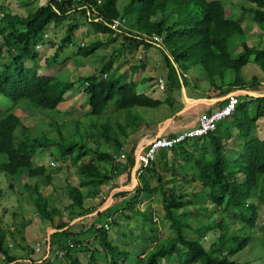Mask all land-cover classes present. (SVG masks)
<instances>
[{
	"label": "trees",
	"instance_id": "1",
	"mask_svg": "<svg viewBox=\"0 0 264 264\" xmlns=\"http://www.w3.org/2000/svg\"><path fill=\"white\" fill-rule=\"evenodd\" d=\"M224 1L127 0L123 9H120L119 0H47L27 15L0 9L2 14L0 96L15 103L11 109L0 110V156L4 157L0 159V173H4L10 179L11 189L14 188L15 181L25 172L29 177L38 178V181L47 186L52 183V175L47 172L45 165H35L33 158L40 148L58 144L60 154L69 156L73 160L77 165L76 172L82 178L79 186L70 185L68 188L72 201L68 209L70 217L60 223H57L55 218V215H58L57 207L50 206L47 194L38 187L39 183L29 186L32 202L39 211L40 217L44 221H49L54 229L58 230L51 236L48 258L41 262L30 259L32 264H45L52 254L54 241L60 237L64 236L67 239L78 237L79 233H72L73 231L70 230L71 221L89 214L90 210L85 206L86 199L100 197L102 186L111 183L120 175H125V180L114 187L110 192L112 197L109 200L100 204L102 207L98 210L97 216L104 219L113 217L114 221L119 212H122L127 220L130 219V214H136L146 224L150 223L152 242H156L158 219H154L150 206L141 210L139 204L144 201L143 193L151 195L155 192L153 190L158 189L163 195L165 212L163 222L169 223L174 236L168 238L166 243L159 247L156 245L157 247L147 248L142 245L140 251L135 252L134 261L128 263L133 256L131 248L125 246L123 248V245L110 241L109 229L104 226L97 227L94 223L93 236L98 237L99 244L90 250V264H97L101 260L100 256H104L109 264H172L174 256L179 264H257L249 260L240 262L235 258L237 253L251 245L250 235L229 236L221 233L209 247L204 245V237L209 231L215 228L223 230L226 226V216L222 214L219 219L211 216L210 222L205 220L210 216L212 206L225 215L235 210L237 220L252 228L257 226L260 215L259 205L264 206V140L258 138L254 132L257 127L256 121L264 117V98L251 100L258 102L256 115H250L248 102L245 101L246 103L239 104L233 116L229 117L228 121L230 120L237 130V138L225 125V121L221 122L216 130L207 135L174 147L172 151L178 152L180 159V163L174 161L175 166L173 163V165L168 163L167 151H163L164 156L157 157L158 159L137 178L133 187L129 186L136 166L134 155L136 147L128 153L123 163L118 162L115 154L112 153L98 155L99 159L115 164L112 172L102 169L93 160L81 163L89 151L88 146L82 141L67 140L64 136L61 137V142L56 140L52 144L49 140L28 137L30 135L19 138L17 133L18 129L23 127V121L16 114V110L21 106L29 108L25 102L37 109L56 110L64 103L66 94L76 84L74 81L59 79L55 72L49 73V71H54L51 67L60 51L74 44L78 30L84 24L89 26L88 34H94L98 39L88 45L83 41L76 52L78 56L94 55L103 46L118 42L120 36L129 42V47L135 46L138 49L143 46L146 49L144 51L152 46H160L165 64L175 71L176 81L172 85L180 86L179 74H182L184 80L194 63L205 70L207 76L212 78V83L216 78L223 80L225 73L230 70L234 72L237 80H241V71L251 60L264 70V48L250 45L247 40L241 41L242 49L238 58H231L234 47L231 48L230 41L235 42L238 37L244 39L243 15L238 19L232 18L230 9L225 7L226 1ZM227 2H230V8L236 3L239 8L241 7L237 12L238 15H241V11L243 14L250 11L253 13L254 21L264 25V0H227ZM115 21H119L116 27ZM65 23L63 37L54 39L56 35L54 28H62ZM101 34L108 36L107 41L99 37ZM155 36H159L162 40H155ZM48 43H51V47L56 48V51L50 55L43 52L47 56L43 66L40 63L42 48ZM126 45L125 43L123 47L125 48ZM121 50L119 49L116 54H122ZM5 53H7L6 58ZM138 60L145 66L144 59L138 58ZM113 63L112 59L101 69L107 74L106 77H100L98 73L84 77V92L88 96L90 106L88 114L94 116L103 114L116 97H118L119 109L157 108L165 102L138 92L137 84L133 80L126 82L116 74L110 76L109 70L113 69ZM45 66L48 67L46 70ZM252 85L259 86L260 80L254 78ZM105 134V138L110 136L108 130ZM232 139L234 142H240V153H230ZM115 141V151L119 152L123 148V143L120 139ZM162 168L171 172L170 180L176 181L169 188V192L165 190L164 178L159 173V169ZM185 175L190 176L191 180L180 179ZM152 176L156 177V187L151 185ZM192 181L200 182L202 189L196 191L191 186ZM85 188H88L87 192L84 191ZM2 193L0 187V195ZM34 194H36L35 198ZM113 200L114 202L110 204ZM97 206L94 209H97ZM186 231H194L200 237L191 238L186 235ZM143 233H147L145 229ZM70 241L75 247L72 248L59 239L57 241L59 250H65L63 257L70 260V264H82L76 250L82 248L83 243ZM6 244V230L0 217V254L3 259L0 264H12L18 258L10 253ZM85 250L89 251V248L86 247ZM56 255L60 256L58 253Z\"/></svg>",
	"mask_w": 264,
	"mask_h": 264
},
{
	"label": "rangeland",
	"instance_id": "2",
	"mask_svg": "<svg viewBox=\"0 0 264 264\" xmlns=\"http://www.w3.org/2000/svg\"><path fill=\"white\" fill-rule=\"evenodd\" d=\"M47 0H0V9H4L6 12L17 13L27 15L29 12H33L40 5L44 4ZM226 1L225 7L230 9V2ZM224 1V2H225ZM232 1V0H230ZM127 0H119V8L123 9V5ZM235 3V2H234ZM241 5V4H240ZM235 8L239 12L241 7L236 3ZM240 9V10H239ZM243 15V27L246 29V34H244L242 39L238 37L240 41L247 40L251 44L255 45L258 48H264V25L257 24L253 19V13L247 11ZM2 14L0 12V23H1ZM250 19L252 21H250ZM62 28H54L56 30V35L54 39H61L64 35L66 29V23L63 24ZM256 27V30L252 29ZM89 26L82 25L78 30L77 36L74 39V44L68 47H65L60 51L59 56L57 57L56 62H54L51 69L54 71H49V73H54L59 79L74 81L76 84L72 89L66 94V100L60 106V109L56 110H42L29 105L30 103L25 102L26 106H21L17 110V114L22 118L23 127L18 129L19 138H24L27 135L31 138H40L43 140H49L52 144L56 140L61 142V137H64L67 140H79L83 144H86L89 148L88 155L84 157L81 163L90 162L91 160L96 161L99 166L107 171H114L115 164L111 161L99 159V154H115L117 161H122L127 158V150L124 152H116V141L115 139H120L124 145V141L127 142L126 138L129 136L132 137L137 128H142V124L146 121V125L152 129L153 132L157 131V127L153 124V121L146 117V115H151V117L159 118L171 117L174 115V118L171 120L170 128L166 131V134L170 132L178 131L180 129L186 128L188 125H191L195 122L194 117L191 114H178L177 107H171V105L165 103L157 108H148V107H132L119 109L117 106L118 97L112 100L108 107L105 109L103 114L94 116L88 114V109H90L88 103V96L84 92V77L91 73H98L100 77H103V71L101 69L104 65L109 63L113 59V69L109 70L110 76L116 74L121 77L123 81H135L137 83L139 76L142 74L143 70L135 69V63L139 61L136 56L138 54V49L135 46L129 47V42L126 41L122 36L119 37L118 42L111 43L109 45L103 46L96 54L82 57L76 54L79 45L84 41L85 44H89L98 37L94 34H88ZM82 35V37H81ZM102 40L107 41V35L101 34L99 36ZM1 39V37H0ZM56 40H52L55 42ZM51 41V39H50ZM127 44L124 48L123 46ZM230 46L235 49L236 41H230ZM42 56L40 58V63L44 66L46 63L47 56L43 53L47 52V55L53 54L56 51V48L51 47V43H48L46 47L42 48ZM119 49H122V54H116ZM142 49H145L142 47ZM146 50V49H145ZM119 52V53H121ZM143 59L149 64L147 68V73L144 76V79L155 78L152 80L146 81L147 83H139L137 87L138 92L142 90H147L150 87V83L154 86L158 79L157 76H164L166 81L168 92H158V95L161 97L170 96L172 92H177V95H181L183 92L181 87L179 89L178 84L172 85L176 81L175 71L172 67H169L164 62V55L162 48L157 46H152L151 49L145 51L142 50ZM44 54V55H43ZM146 55V56H145ZM4 57H7L5 53ZM49 57V56H48ZM143 60V61H144ZM138 63V62H137ZM141 64V63H140ZM142 67V64L141 66ZM1 68V67H0ZM48 67H44L46 70ZM50 68V67H49ZM138 70V71H137ZM189 78L184 79L186 84L190 82L191 79H194L196 76L201 77L205 76L207 73L205 70L197 64H192L188 70ZM242 78L247 82H251L252 76L256 75L257 79L260 81L264 80V70L253 60H251L241 71ZM150 76V77H148ZM154 76V77H151ZM161 77V76H160ZM240 78L241 80H243ZM179 81L182 86V81ZM143 82V81H142ZM171 86H173L171 88ZM171 88V90H170ZM255 91L261 92L262 89L260 86H255ZM83 94V95H82ZM15 105L14 101L4 96H0V110L11 109ZM258 102L248 101L249 110L254 113L255 108H257ZM181 111V110H180ZM252 116V115H251ZM229 118H227L228 120ZM230 121V120H229ZM109 131V137H106L105 131ZM230 130L233 131L234 127L230 126ZM111 131V132H110ZM255 133V132H254ZM88 136H91L90 138ZM105 136V137H104ZM136 136V135H135ZM232 142H234L232 140ZM133 149V148H132ZM131 149V150H132ZM230 155V153H229ZM232 155V154H231ZM123 156H125L123 158ZM167 161L170 165H173L177 161L180 163L178 157V152H170L167 154ZM4 157L0 156V159ZM35 165H45L47 167V172L52 175V183L45 186L38 178L29 177L28 173L25 172L21 178H18L14 183V188H10V179L4 174L0 173V187L3 191L0 195V217L2 219V225L6 230L7 244L9 251L12 255H15L17 260L12 264H32L31 262L26 261L27 257H30L34 244H38L39 240L43 242L44 238L52 236L56 231L54 226L49 221H44L40 217V213L37 210L36 206L32 202V197L30 195L29 186H33L36 183L38 187L42 189L44 193L47 194L50 206L57 207V214L55 215L57 223H60L63 220H68L70 217L69 204L71 198L68 194V188L70 185H80L82 178L78 176L76 172L77 165L73 163V160L69 156H62L58 149V144H54L50 147H43L38 150L37 155L33 158ZM53 163H55L53 165ZM173 163V164H172ZM175 166V164H174ZM176 168V167H175ZM179 173V171L177 170ZM159 173L164 178L165 190L169 192V188L172 187L176 181L170 180L169 177L171 172L166 171L164 168L159 169ZM241 178L243 176H240ZM180 179L191 180L190 176L185 175L180 177ZM151 185L156 187L157 180L155 176L150 177ZM118 178H116L111 183H106L102 186V193L100 197H97L98 200L95 202L96 205L92 206L93 201L87 200L86 203L89 206L90 210L89 215L81 216L80 218L73 219L70 225V230L72 233H79L78 237H60L62 243L68 244V241L74 240L76 242H82V248L77 249V255L80 258L82 264H90V255L98 244V237H93L94 231L93 225L96 223V226H103V223L106 219L98 217L97 212L102 207L100 204L105 203L110 199V192L117 185ZM134 182V177L132 178V183ZM187 183V181H186ZM191 186L200 191L202 189L200 182H190ZM191 189V188H190ZM84 191H88V188H85ZM155 191V192H154ZM154 193L149 197V193H143L145 200L139 204V208L142 210L147 206L151 207L154 219L157 218L158 221V238L156 242H152L153 235L149 231V224L138 215L130 214V219H125L122 215V212H119L118 216L115 217L114 221L111 222L109 227V236L110 241H113L115 244H119L124 248H131L133 253L132 258L128 263L134 261L136 257V251H140L141 246H147V248H152L154 246H161L166 243L168 238L174 236L173 230L170 228L169 223L163 222L164 218V209H163V195L160 190H153ZM36 194H34V198ZM101 202V203H100ZM114 200L110 203L112 204ZM98 205V206H97ZM97 206V209H94ZM100 206V207H99ZM260 215L258 218V223L255 228H252L241 221L235 218L237 211H233L228 214H223L218 209L216 211L212 209L210 211V216L205 218L207 222H210V217L213 216L219 219L220 214L225 217V228L220 230L215 228L207 233V239L204 240V245L209 247L210 244L218 239L221 233H226L229 236H242L250 235L252 237L251 245H248L244 250L235 255L236 260L242 262L249 260L251 262H256L257 264H264V206L259 205ZM97 220V221H95ZM156 220V219H155ZM43 221V222H42ZM43 223L47 224V227H50V230H55L53 233H47L44 237H39L34 231H40L46 227ZM213 225V224H212ZM146 230V234L143 233V230ZM130 231H133L131 233ZM82 233V234H81ZM186 235L191 238H199V234L194 231H186ZM23 236V237H22ZM25 239L22 240V239ZM58 239V240H59ZM22 240V246L20 248L19 244ZM55 240L53 243V251L50 255V258L45 264H70V260L56 255L59 250V244ZM20 241V243H19ZM38 241V242H37ZM156 246V247H157ZM88 247V250L85 248ZM40 248L42 251L46 250V245L41 244ZM122 249V248H121ZM20 250L24 251L22 253ZM26 253V254H25ZM38 254H35L33 257H39ZM103 255V253L101 254ZM43 257V256H42ZM22 258V259H21ZM24 259V260H23ZM100 261L97 264H109L108 260L104 256H100ZM2 255L0 254V261ZM176 256L172 260V264H179ZM41 262V261H40ZM39 264V263H37Z\"/></svg>",
	"mask_w": 264,
	"mask_h": 264
},
{
	"label": "crops",
	"instance_id": "3",
	"mask_svg": "<svg viewBox=\"0 0 264 264\" xmlns=\"http://www.w3.org/2000/svg\"><path fill=\"white\" fill-rule=\"evenodd\" d=\"M237 12L238 11L235 8V6H232V8H230V16L232 18H236V19L239 18V15L237 14ZM250 21H252V20L250 19ZM243 24H244V22L242 23V27H243ZM243 29H244V34H246L245 38H247V33H245L246 29L244 27H243ZM254 30H256V27H254L252 29V31H254ZM240 43H241V41L239 40V38H236L235 49L233 50V52L231 54V58L232 59L238 58V56L240 54V51L242 49V47L240 46ZM249 44H251V43L249 42ZM142 47L143 46L138 48L137 56L142 55L141 52H142V50H144V49H142ZM151 48H149V49H151ZM146 52L147 51H145V54H146ZM137 56H136V58H137ZM137 62L135 63V66H138L137 69L139 70L141 68L140 70H143V71L141 72L142 74L139 76V79H138L137 83L135 81L134 82L137 85H139V83H147L146 81H148V80L154 81L153 79H155V78L144 79V76L147 73V68L149 66L147 61L146 60L143 61V64H145V66L142 65V67H140L141 66L140 62L139 61H137ZM181 75H180V79L182 81V86L180 85L179 89L181 87H183V89H181V91L183 93L180 96L177 95V92L176 93L172 92V94L170 96H167V97L166 96H164V97L159 96L158 92H168V87L166 85L165 91H161L159 89L158 82H156L157 86H154L153 84L150 83V87L147 90H142L141 93H145V94H147V95H149L151 97H154V98L165 100V102L163 104L167 103V104L171 105V107L175 106V107L178 108L177 109L178 114H176V115L191 114V116L194 117L195 122H193L191 125H188L186 128H183V129H180L178 131H174V132H170L169 134H166V131L170 128L169 124L171 123V120L174 118V115L171 116V117H165V118H161V119L159 118V120L156 117H151V115H146V117H149L153 121V124L155 125V127H157V131L153 132L150 127L145 126L146 125V121H145L144 124H142V126H141L142 128H140V127L137 128V130L134 132L132 137L128 136L126 138L127 142L124 141L122 152H124L123 150H127V152L129 153V152H131L134 149V147H136V149H139V147H141L142 145H146L153 137H155V136H157L159 134H165V135H168V136H173V135H176L177 133H180V132H182V131H184V130H186L188 128L196 126L197 123H198V116L201 113L210 112V111H213V110H216V109L220 108L221 106H223L227 102L229 96L231 94H233V93H238L240 95V98L242 97L241 99L243 100V102L251 101L252 98H253V97H251V95H253L255 93H259V94L263 95L262 87H264V86L262 84L264 83V80L260 81V85H259L261 87V89H262V92H257L255 90H253L255 86H253L252 83H253L254 78H256V75L252 76L251 82H247L243 78H242L243 80H237V78L234 75V72L230 70V71L225 73V76H224L223 80L220 79V78H216L215 81L213 82V83H215L214 85L212 83V81H213L212 78L210 79V77H208L207 75H205V76L202 75L201 77L196 76L194 79H191L190 82L187 83V84H186V81L183 80ZM160 76L164 78V76L159 75V76L156 77V79H158ZM148 77H150V76H148ZM151 77H154V76H151ZM186 78H189V74H188V77H186ZM126 82H128V81H126ZM172 87L173 86H171V88ZM171 88H170V90H171ZM137 89H139V88L137 87ZM58 109H60V106H58L56 111ZM17 110H16V114H17ZM89 110L90 109H88V112H89ZM251 113L252 112L250 111V115H252V116L256 115L255 114V110H254L253 114H251ZM224 121H225V125L227 127H229V128H230V126L234 127L233 123H231L227 119L224 120ZM256 125H257V127H256V130H255V135H257L258 138H260L261 140H264V117L259 118L256 121ZM233 133L235 134L234 137L237 138L238 133H237L236 128H234V130L232 131V134ZM232 140L230 141V147H231L230 148V153L234 152V154H236V153L239 152L240 142L239 141L232 142ZM201 143H202V141H201ZM170 152H172V151H167V154L170 153ZM164 153L165 152L161 151L159 153L158 157L161 158L162 156H164ZM134 155H135V153H134ZM135 160H136V156H135ZM124 161H125V159L120 161V163H123ZM41 165H43V164H41ZM133 176L134 175H132L131 179L133 178ZM116 178H118V182H117V185H118V184H120L121 182H123L125 180V175H120V176L115 177V179ZM73 186H79V185H73ZM129 187H133L132 181H131V185ZM152 187H154V186H152ZM152 195L153 194H151L149 197H151ZM110 197H112L111 193H110ZM89 199L93 201L92 206H95L96 203H97L95 201L98 200V198L97 197L96 198H88L87 200H89ZM69 206H70V204H69ZM85 206H86V208L88 210L89 206L87 205L86 201H85ZM89 214H87V215H89ZM117 216H118V214L116 215V217ZM78 218H80V217H78ZM76 220H77V218L75 219V221ZM95 221H97V220H95ZM43 224L46 225V227L44 229H42V230H40L38 232L34 231L37 235H40L39 236L40 238L44 237L47 233H49V235H50V233H53L55 231V230L51 231L50 227L49 226L47 227L46 223H43ZM71 226H73V225H71ZM93 237H96V236H93ZM22 240L25 241L24 238ZM22 240H21V243L19 241L20 248L23 247L22 246L23 245L22 244ZM35 245H37V243L33 245V248H31L33 250L31 255H30L31 260L33 259V260H36V261L40 262V261L44 260L45 258H48V257H46L48 248H47V250H45V254H43V257H42V250L37 252L35 250ZM20 251L22 253H24V251H22V250H20ZM38 253H39V255H38L39 257H33L35 254H38ZM27 259H28L27 260L28 262L31 261L29 257H27Z\"/></svg>",
	"mask_w": 264,
	"mask_h": 264
},
{
	"label": "built area",
	"instance_id": "4",
	"mask_svg": "<svg viewBox=\"0 0 264 264\" xmlns=\"http://www.w3.org/2000/svg\"><path fill=\"white\" fill-rule=\"evenodd\" d=\"M119 24V21H115L114 26L116 27ZM155 40L161 41L162 39L159 36L154 37ZM142 59V55L139 56ZM88 85V82H86ZM158 85L161 91L166 89V81L162 78H158ZM243 100L237 95V93L229 96L227 102L221 106L220 108L213 110L212 112L201 113L198 116V123L196 126L188 128L180 133H177L173 136H168L165 134H159L153 137L146 145H142L139 149L136 150V166L134 169V182L137 181L142 173L146 171L148 167L152 165V163L157 159L160 151L165 149H171L176 147L177 145L189 142L197 137H202L207 135L209 132H212L217 129L218 124L223 121L225 118L233 115L237 109V106ZM125 156H123L124 158ZM55 163H53L54 165ZM111 187L113 184L111 183ZM113 221V217H108L106 221L103 223V226L109 229L111 222ZM99 227H102L99 225ZM49 237L44 238V244H49ZM43 242L38 243L36 248L37 251H40V245ZM70 247H75L72 241L68 242ZM59 255L64 256L65 250H59Z\"/></svg>",
	"mask_w": 264,
	"mask_h": 264
},
{
	"label": "clouds",
	"instance_id": "5",
	"mask_svg": "<svg viewBox=\"0 0 264 264\" xmlns=\"http://www.w3.org/2000/svg\"><path fill=\"white\" fill-rule=\"evenodd\" d=\"M138 58H139V56H138ZM106 76H107V74H104V75H103V77H106ZM187 77H188V74H187ZM166 85H167V84H166ZM262 85L264 86V83H263ZM262 89H263V95H261V94H259V93H255V94L251 95V97H253L252 99L264 98V87H262ZM164 91H165V90H164ZM257 92H259V91H257ZM261 92H262V91H261ZM233 94H235V93H233ZM231 95H232V94H231ZM237 95H239V94L237 93ZM239 97H240V95H239ZM241 98H242V97H241ZM242 102H243V101H242ZM242 102H240V103H242ZM240 103H239V104H240ZM239 104H238V105H239ZM210 112H212V111H210ZM232 116H233V115H231V116H229V117H232ZM229 117H227V118H229ZM227 118H225L224 120H226ZM224 120H223V121H224ZM223 121H221V122H223ZM221 122H220V123H221ZM220 123H219V124H220ZM219 124H218V125H219ZM202 137H203V136H202ZM198 138H200V137H197V138H195V139H198ZM195 139H193V140H195ZM193 140H191V141H193ZM189 142H190V141H189ZM172 149H173V148L168 149V150L165 149V150H162V151H172ZM136 150H137V149L135 148V152H136ZM135 152H134V153H135ZM160 152H161V151H160ZM160 152H159V153H160ZM158 155H159V154H158ZM135 156H136V153H135ZM158 158H159V157H158ZM158 158H157V159H158ZM157 159H156V160H157ZM135 161H136V160H135ZM133 175H134V172H133ZM133 177H134V176H133ZM135 182H136V180H135ZM134 184H135V183H133V185H134ZM144 199H145V198H144ZM142 204H143V203H142ZM106 229H107V228H106ZM109 230H110V229H109ZM48 237H49V239H50V241H51V237H50V236H48ZM205 239H207V235L204 237V240H205ZM50 241H49V244H45V245H46V250H47V248H48V250H47V254H46V257L49 256V251H50V248H51V247H50V246H51ZM40 242H41V240H39V243H40ZM37 246H38V244L35 245V250H36ZM36 251H37V250H36ZM40 251H41V250H40ZM37 252H39V251H37ZM43 254H45V251H42V256H43ZM58 254H59V251H58ZM60 257H63V256H60ZM45 259H46V258H45ZM45 259H44V260H45ZM42 261H43V260H42Z\"/></svg>",
	"mask_w": 264,
	"mask_h": 264
},
{
	"label": "water",
	"instance_id": "6",
	"mask_svg": "<svg viewBox=\"0 0 264 264\" xmlns=\"http://www.w3.org/2000/svg\"><path fill=\"white\" fill-rule=\"evenodd\" d=\"M197 101V100H196Z\"/></svg>",
	"mask_w": 264,
	"mask_h": 264
}]
</instances>
